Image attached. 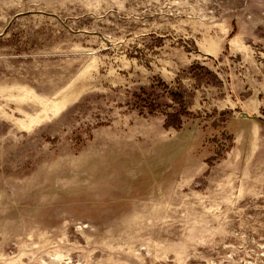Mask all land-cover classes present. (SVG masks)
<instances>
[{
	"label": "rangeland",
	"instance_id": "rangeland-1",
	"mask_svg": "<svg viewBox=\"0 0 264 264\" xmlns=\"http://www.w3.org/2000/svg\"><path fill=\"white\" fill-rule=\"evenodd\" d=\"M0 264H264V0H0Z\"/></svg>",
	"mask_w": 264,
	"mask_h": 264
},
{
	"label": "trees",
	"instance_id": "trees-1",
	"mask_svg": "<svg viewBox=\"0 0 264 264\" xmlns=\"http://www.w3.org/2000/svg\"><path fill=\"white\" fill-rule=\"evenodd\" d=\"M171 96L173 97V99L177 102V103H179V105H180V113H185V114H187L188 112H186V109L184 108V105H183V102H182V98H181V96L179 95V94H177V93H172L171 92ZM180 113H177V114H170L169 116H168V118H170V123L173 125V126H176V128L177 127H179V114Z\"/></svg>",
	"mask_w": 264,
	"mask_h": 264
}]
</instances>
